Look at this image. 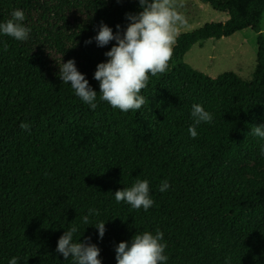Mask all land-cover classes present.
<instances>
[{
    "label": "trees",
    "instance_id": "16d2710c",
    "mask_svg": "<svg viewBox=\"0 0 264 264\" xmlns=\"http://www.w3.org/2000/svg\"><path fill=\"white\" fill-rule=\"evenodd\" d=\"M202 1L227 19L182 32L169 70L142 90L146 103L121 112L100 101L94 79L115 41L104 47L85 41L101 22L123 34L126 14L141 10L138 0H0V23L20 9L31 29L26 41L0 34V264L14 256L17 264H73L56 251L72 225L78 227L74 240L82 234L80 241L100 249L101 264H116L118 243L145 231L163 232L166 264H217L208 228L264 245V228L257 225L264 179L227 172L246 158L264 164V139L251 132L264 125V0ZM247 28L257 43L251 81L233 72L210 77L183 61L192 45ZM53 53L60 62L74 59L97 91L96 109L61 81ZM197 103L213 122L196 126L192 138L190 113ZM21 122L30 130H22ZM137 179L149 182L154 203L147 212L115 201V191ZM165 180L170 187L162 193ZM85 215L91 225L105 221L102 238L83 224ZM228 259L264 264V246L232 250Z\"/></svg>",
    "mask_w": 264,
    "mask_h": 264
},
{
    "label": "clouds",
    "instance_id": "9594fccd",
    "mask_svg": "<svg viewBox=\"0 0 264 264\" xmlns=\"http://www.w3.org/2000/svg\"><path fill=\"white\" fill-rule=\"evenodd\" d=\"M120 2V0H117ZM140 11L136 14L127 13L129 23L123 34L113 33L112 29L103 22L95 37L85 41L90 44L94 39L98 47H104L115 41L112 47L104 53L108 58L96 66L94 79L99 82V99L107 102L112 108L121 112L139 110L145 103L141 95L149 84V77H157L169 70L173 57L174 46L183 30L189 28L185 15L180 11L183 0H138ZM25 13L15 9L11 18L0 23V34L17 41H26L31 29L23 23ZM119 29V25L116 26ZM7 50V44H5ZM59 76L65 84H70L75 95L91 109L97 107V91L89 85L84 74L75 66L74 59L60 62ZM192 125L188 131L192 138L197 137L196 126L201 123H212L213 115L200 104H193L191 109ZM22 130H30V125L21 122ZM254 136L264 139V125L251 129ZM264 155V146L261 148ZM170 187L167 180L159 186L160 192ZM117 203L126 202L133 209H143L145 212L153 206V199L149 195V182L137 179L131 187L116 190L114 193ZM89 215H99L96 209H89ZM89 215L82 218L85 226H89ZM94 226L98 230L99 238L105 233V221H98ZM78 227L72 225L64 231L57 242L56 251L64 259L72 258L73 264H101L100 249L92 243L78 239L74 234ZM83 233V232H82ZM164 234L157 230L155 234L145 231L134 234L130 241H121L115 247L116 264H166L168 256L165 254L166 243ZM90 239V238H86ZM18 257H12L9 264H17Z\"/></svg>",
    "mask_w": 264,
    "mask_h": 264
},
{
    "label": "rangeland",
    "instance_id": "374dc122",
    "mask_svg": "<svg viewBox=\"0 0 264 264\" xmlns=\"http://www.w3.org/2000/svg\"><path fill=\"white\" fill-rule=\"evenodd\" d=\"M180 11L185 15L189 25V28L183 32L197 29L205 23L224 22L227 19L225 12L213 9L202 0H183V7L180 8ZM260 27L264 38V12L260 16ZM256 51V32L247 28L237 31L229 37L208 39L202 45H192L185 53L183 61L210 77H216L224 72H233L242 79L251 81L257 63ZM59 58L57 54H52V59L57 63H60ZM162 75L150 76L149 82L155 81ZM227 172L243 179H264V164L246 158ZM257 225L264 228V214ZM206 237L217 248V264H238L232 263L228 259L232 250L242 251L244 246H251L258 250L264 246L251 237H241L221 228H208Z\"/></svg>",
    "mask_w": 264,
    "mask_h": 264
},
{
    "label": "crops",
    "instance_id": "0c3cea01",
    "mask_svg": "<svg viewBox=\"0 0 264 264\" xmlns=\"http://www.w3.org/2000/svg\"><path fill=\"white\" fill-rule=\"evenodd\" d=\"M261 30H262V28H261Z\"/></svg>",
    "mask_w": 264,
    "mask_h": 264
}]
</instances>
